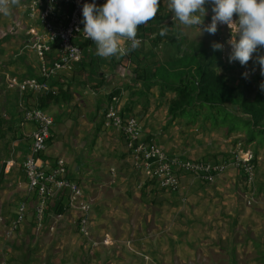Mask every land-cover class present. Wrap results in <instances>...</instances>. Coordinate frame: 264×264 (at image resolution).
Masks as SVG:
<instances>
[{
	"label": "crops",
	"instance_id": "1",
	"mask_svg": "<svg viewBox=\"0 0 264 264\" xmlns=\"http://www.w3.org/2000/svg\"><path fill=\"white\" fill-rule=\"evenodd\" d=\"M26 3L21 0L11 15H0V259L6 257L13 264H107L108 260L145 264L153 258L162 264L161 257L190 263L205 253L222 252L226 264L264 263V140L247 141L245 131H230L227 126L212 128L202 116L192 123L187 117L171 119L169 107L176 92L157 84L143 85L141 73L153 72L167 57L156 35L165 24L161 21L166 19L163 9L168 8V0H160L157 16L139 26L143 40L132 54L98 57L92 40L80 36V58L50 74L47 90L39 93L23 92L10 84V76L42 72L43 60L26 32ZM205 7L206 24L212 11L210 4ZM219 32L216 41L224 30ZM56 53V48L48 52L46 61ZM248 68L252 70V61L245 68L238 61L229 63L226 54L220 70L233 85L248 78L260 85L264 76L259 65L245 78L242 73ZM113 90L117 95L109 99ZM24 98L29 104L43 103L55 119L44 158L48 162L63 158L69 175L81 181L91 204L87 235L78 230L77 210L68 206L67 197L59 191L50 197L41 224L37 223V200L29 197L26 218L7 234L17 205L27 194L22 162L35 124L21 115ZM112 104L138 115L142 135L168 152L215 158L229 154L233 147L253 149L258 156L255 195L246 189L242 170L234 166L212 182L185 174L173 191L145 181L134 166L121 128L104 124L103 110ZM225 105L241 113L236 105ZM129 247L136 249L133 254Z\"/></svg>",
	"mask_w": 264,
	"mask_h": 264
},
{
	"label": "built area",
	"instance_id": "2",
	"mask_svg": "<svg viewBox=\"0 0 264 264\" xmlns=\"http://www.w3.org/2000/svg\"><path fill=\"white\" fill-rule=\"evenodd\" d=\"M26 1L24 19L28 21L27 34L32 48L43 60L42 72L40 75L24 78L10 76V80L23 92H45L48 88L47 77L82 55L83 45L77 40L80 36L86 38L82 32V8L84 3H91L92 0ZM95 3L103 5L106 0H95ZM212 14L206 24L211 22ZM222 30L224 32L219 40L225 43V50L222 51L224 58L230 50L226 41L231 32L227 25H219L218 32L221 33ZM137 38L141 40L139 35ZM54 48L57 49L56 55L51 61H46L47 53ZM247 71L252 74L250 68ZM21 106L23 119L33 122L35 129L28 153L22 162L27 178V194L20 199L7 234L16 231L26 218L29 197L37 200V223H42L49 199L57 191L67 197L68 206L77 210L78 230L82 234H89L91 204L86 198L81 181L69 175L68 163L63 158L59 157L52 162L45 161L44 158L54 134L53 115L41 103L29 104L25 98ZM103 115L105 125L116 124L121 128L127 147L133 155L134 166L142 173L145 181H152L161 189L173 191L181 185L185 174H193L206 182H212L229 167L236 166L242 170L248 192L254 195L258 156L253 149L237 147L220 158H192L178 151L168 152L155 141L144 137L139 117L131 111H122L112 104L103 110ZM0 264L13 262L3 258Z\"/></svg>",
	"mask_w": 264,
	"mask_h": 264
},
{
	"label": "clouds",
	"instance_id": "3",
	"mask_svg": "<svg viewBox=\"0 0 264 264\" xmlns=\"http://www.w3.org/2000/svg\"><path fill=\"white\" fill-rule=\"evenodd\" d=\"M20 3L21 0H0V15H11L13 7H19ZM206 4L211 5L213 13L209 24L204 23ZM159 8L160 0H106L103 5L92 0L82 8V32L96 45L98 57L124 56L140 47L139 26L153 20ZM168 10L184 27H198L199 35L205 32L215 35L219 25H227L231 32L226 41L230 49L228 62L238 61L247 68L252 61V71L259 65L264 76V0H168ZM167 33L168 28L164 27L159 34ZM211 47L213 51H224L225 43L213 41ZM242 75L248 78L250 72L246 70ZM260 88L264 91V82Z\"/></svg>",
	"mask_w": 264,
	"mask_h": 264
},
{
	"label": "trees",
	"instance_id": "4",
	"mask_svg": "<svg viewBox=\"0 0 264 264\" xmlns=\"http://www.w3.org/2000/svg\"><path fill=\"white\" fill-rule=\"evenodd\" d=\"M222 61V51H213L211 44L182 35L171 55L153 72L140 76L145 88L157 84L162 90L168 88L176 92L169 107L171 118L187 117L192 123L202 116L212 128L227 126L230 131H245L247 141L264 140V91L249 78L240 85H233L220 70ZM49 95L46 93L42 99ZM116 95L113 90L108 98ZM226 103L236 105L241 113L226 108ZM98 130L97 127L96 132ZM95 138L96 135L93 140ZM56 209L63 210L62 207Z\"/></svg>",
	"mask_w": 264,
	"mask_h": 264
},
{
	"label": "rangeland",
	"instance_id": "5",
	"mask_svg": "<svg viewBox=\"0 0 264 264\" xmlns=\"http://www.w3.org/2000/svg\"><path fill=\"white\" fill-rule=\"evenodd\" d=\"M163 10L166 13V17H165L166 19L164 21H161V23H165V24H161V29L164 28V27H167L168 28V33L165 36H161L160 34H157L156 37H158V39L162 43V48H161L162 52L164 54H166L167 56L171 55L174 52V49H175V47H176V45L178 43V39H180V37L182 35L184 37H187V39H190V40L191 39H195L197 41L202 40L206 44H212L213 41H216V35H210V34H208L206 32L203 33L202 35H199L200 29L198 27H195V26L190 27V28L189 27H184L183 25H181L179 23L178 20L174 19V17H173L174 13L173 12L169 11L168 8H165ZM138 35L141 37V41H142L143 37H142V35H141V33L139 31H138ZM218 42H220V40H218ZM133 51H135V50L129 51L128 53L132 54ZM10 84L14 85L11 81H10ZM171 119H173V118H171ZM139 120H140V118H139ZM259 139H261V138L259 137ZM222 156H224V155L221 154L219 157H215V158H220ZM234 167H236V166H234ZM257 167H258V162H257ZM229 168H231V167H229ZM246 189H248V187H246ZM256 191H257V189H255V192ZM106 241H108V240H106ZM119 249L123 250V248H119ZM124 249L127 250V248H124ZM128 250L130 251V253H132L136 249H133V248L129 247ZM123 254L124 253H122V252L119 253L120 256H124ZM108 257L110 258V256H108ZM160 259L163 260L162 264H226L224 262V260H223L224 259V254L222 252L218 253V255H216V254L213 255V254H211V252L209 254L205 253V255H203V257L199 256L198 258H192L190 260V263H187L188 261H183L180 258H174V260H172V261H167L166 258H164V257H161ZM193 259H196V260L193 261ZM263 260H264V257H263ZM120 261L121 260H119L118 263L115 262V263H112V264H123ZM107 264H111L109 260L107 261ZM145 264H156V262L152 258V260H150L149 263H145ZM261 264H264V263H261Z\"/></svg>",
	"mask_w": 264,
	"mask_h": 264
}]
</instances>
